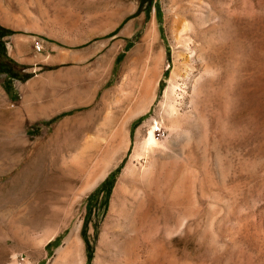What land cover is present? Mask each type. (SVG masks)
<instances>
[{"label":"rangeland","instance_id":"rangeland-1","mask_svg":"<svg viewBox=\"0 0 264 264\" xmlns=\"http://www.w3.org/2000/svg\"><path fill=\"white\" fill-rule=\"evenodd\" d=\"M0 24L29 73L0 72V264H63L77 225L82 264H264V0H0Z\"/></svg>","mask_w":264,"mask_h":264},{"label":"trees","instance_id":"trees-1","mask_svg":"<svg viewBox=\"0 0 264 264\" xmlns=\"http://www.w3.org/2000/svg\"><path fill=\"white\" fill-rule=\"evenodd\" d=\"M11 33V30L0 24V72L6 73L9 77L6 83L7 88H11V81L15 78L26 79L29 76L28 72L23 70L24 64L18 62L6 51L4 36ZM109 191V186L106 193Z\"/></svg>","mask_w":264,"mask_h":264},{"label":"bare ground","instance_id":"bare-ground-1","mask_svg":"<svg viewBox=\"0 0 264 264\" xmlns=\"http://www.w3.org/2000/svg\"><path fill=\"white\" fill-rule=\"evenodd\" d=\"M151 34L155 35V30H154L153 25L148 27L147 32H146V36L151 35ZM159 54H158V56H159ZM158 56H157V58H158ZM154 58H155V56H154ZM149 90H150V88H149ZM149 136L150 137H148L149 139L147 141L153 142V140H154V142H155V139L153 138L154 135H153L152 131L150 132ZM145 144H147V143H145ZM66 245H67L66 248L64 250L59 251V253H58V254H60L59 260H63V264H82L83 263V258H82L83 256H81L82 247H81V238H80L79 233H78V225L72 230V232L68 236V238L66 240Z\"/></svg>","mask_w":264,"mask_h":264},{"label":"built area","instance_id":"built-area-1","mask_svg":"<svg viewBox=\"0 0 264 264\" xmlns=\"http://www.w3.org/2000/svg\"><path fill=\"white\" fill-rule=\"evenodd\" d=\"M33 47L40 51L43 49V42L42 39L39 37L32 38ZM11 257H15V264H32L30 257L28 256L27 252L24 250L15 251Z\"/></svg>","mask_w":264,"mask_h":264}]
</instances>
